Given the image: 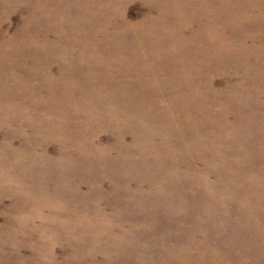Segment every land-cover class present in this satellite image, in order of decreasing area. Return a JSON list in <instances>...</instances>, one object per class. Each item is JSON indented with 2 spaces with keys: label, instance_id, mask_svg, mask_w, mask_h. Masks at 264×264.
<instances>
[{
  "label": "bare ground",
  "instance_id": "1",
  "mask_svg": "<svg viewBox=\"0 0 264 264\" xmlns=\"http://www.w3.org/2000/svg\"><path fill=\"white\" fill-rule=\"evenodd\" d=\"M17 10L23 16L8 37L15 42L0 43V124L12 119L0 127V206L11 199L5 214L20 201L32 211L49 206L51 166L128 157L131 182L203 186L207 199L238 209L223 205L220 216L245 239L224 234L221 250L217 240L199 244L162 227L136 246L131 223L105 221L112 207L104 198L105 209L96 206L91 217L71 207L54 218L64 233L53 223L35 231L34 217L9 215L0 242L14 238L13 224L28 231L29 255L44 258L35 264H58L51 248L59 234L72 246L67 260H83L89 249L101 264L121 254L136 264H264V0H0V26ZM27 134L41 160L13 156L12 138ZM113 191L126 201L136 190ZM174 203L163 205L175 212Z\"/></svg>",
  "mask_w": 264,
  "mask_h": 264
},
{
  "label": "rangeland",
  "instance_id": "2",
  "mask_svg": "<svg viewBox=\"0 0 264 264\" xmlns=\"http://www.w3.org/2000/svg\"><path fill=\"white\" fill-rule=\"evenodd\" d=\"M129 11V10H128ZM130 16V12H127ZM7 14L5 18L6 24H2L0 26V43L3 42H15L13 37H10L14 32L15 28H18L19 19L23 16V11H15L13 13ZM10 15V16H9ZM9 25L7 30L5 28ZM34 26V25H32ZM30 28V27H29ZM7 32V33H6ZM37 39V38H36ZM36 41V40H34ZM247 44L250 42L246 41ZM12 54H10L11 56ZM13 56V55H12ZM1 58V57H0ZM2 62L0 61V64ZM16 73L19 71L11 70ZM244 86V85H243ZM251 90V87H250ZM15 92V91H14ZM13 92V93H14ZM2 91L0 90V95ZM19 103V102H15ZM8 121H3L1 126H6L12 119L8 116ZM1 120V119H0ZM107 133H101L97 135V138L106 137ZM3 137L0 136V139ZM30 134H27L23 137H13L12 140L14 144L11 143L13 147H16V150L13 151V156L19 155L22 160H41L36 159L34 156L39 154H44L43 150H35L40 149L38 145H36L32 139H30ZM125 139H129L130 135L124 137ZM19 139H22L18 145ZM45 153L50 156L53 160L55 159L54 153L52 149L45 150ZM12 158V160L14 159ZM57 159H61V157L57 156ZM102 160L96 161L95 164H91L86 161V163H71L67 164V166H59V167H49V171L51 176H48L50 182L47 187L48 192L52 195L50 196V200H46L49 202V206L46 204H37L38 209L29 210L27 205L21 202V206L15 209L13 212H9L5 214V211L10 207L11 199L10 197L5 198L0 206V225L3 224V219L7 216L11 217H20V218H32L34 217L33 227L35 231H40L41 229H47L48 224L53 223V219H60L62 214L65 212L69 213L71 207H86L88 210H80V214H83L86 217H91L95 213L94 208L97 206L100 208V202L106 198V203L112 207V210L108 211V218L105 221L110 222V225L118 224L119 226L128 225V222L133 225V233L136 234L134 239L131 241L135 243L136 246L139 245V240L143 237H147L144 235L151 234L153 230H160L162 227H166L167 229H171L173 227L174 230H171L173 237L179 239H185L193 237L199 244L204 241L212 242L219 241V247L222 250L225 246L224 234H232L233 237L236 238H244V233L240 231L237 233L234 229L228 226L227 218L222 219L220 216V211L225 205V208H231L235 213L238 212V209H234L228 205V203L224 202L221 199L209 200L204 197L200 190H203L207 194V190L205 187H194L197 191L192 190L187 184L181 183H170L171 181H158L159 183H151L149 181H137L129 180V167L128 157L124 159H119L118 162H108L105 156L100 157ZM11 160V161H12ZM109 160H112L111 158ZM77 162V161H75ZM82 162V161H81ZM91 164V165H89ZM214 163L209 166L213 168ZM77 165V166H76ZM222 165V164H220ZM92 167V168H89ZM82 171L92 172L91 177L80 178V174ZM80 172V173H79ZM111 176H115L117 183L110 182ZM131 178V177H130ZM132 179V178H131ZM134 188L133 195H131L132 200H126L128 197L127 194L123 195L121 191H113L117 189H131ZM42 188V187H41ZM156 189H165L166 192L157 193ZM46 190V189H45ZM110 190L117 194L110 193ZM157 194L163 195L158 199H163L161 202L154 198V192ZM120 192V193H118ZM165 194V195H164ZM46 195V194H45ZM166 196V197H165ZM153 198L155 200H153ZM169 198L176 203L171 205L170 207L176 209L177 211H169L166 209L164 201ZM218 202V203H217ZM46 203V202H45ZM66 203V204H64ZM105 202H103L104 204ZM33 204L30 202V205ZM108 207V206H107ZM66 208V209H65ZM75 209V208H74ZM73 209V211H75ZM105 207L101 210H104ZM36 210V211H35ZM78 210V209H76ZM211 213V216H207L204 218L205 213ZM107 215V213H106ZM228 215V218L232 221H235V218ZM61 216V217H60ZM122 220L119 224L118 218ZM65 218V217H64ZM128 221V222H127ZM150 221L152 227L145 228V222ZM48 223V224H46ZM53 226L58 231L57 233H64L66 230L61 229V227H57L56 223H53ZM195 227V228H194ZM73 228V227H72ZM108 228V227H107ZM11 229L14 233V238H6V241L0 242V264H35L36 260H44V258H38L30 254V249L27 246V242L24 241L26 237L29 236L28 231L23 226H14L11 225ZM166 229V230H167ZM161 231V230H160ZM194 232V234H193ZM18 234H20L18 236ZM54 236L56 233L53 232ZM157 233H153V236H156ZM213 237L208 240H205L206 237ZM59 238L56 240L57 242L51 248L53 252L54 258L59 261L58 264H85V261L92 260L91 264H101L102 259L100 256L90 255L89 249H86L87 256L82 260V258H70L69 260L65 259L66 252H68L72 246H67L61 239V235L59 234ZM214 241L211 244H214ZM24 244L16 248L17 244ZM87 244L90 242H86ZM97 244L95 242H92ZM127 243V242H126ZM132 247V246H131ZM132 249H135L132 247ZM138 251V250H137ZM36 253V251H33ZM91 256H93L91 258ZM120 257V258H119ZM118 258L121 260H113V264H136L134 258L130 255L121 254ZM90 259V260H89ZM155 264V263H154Z\"/></svg>",
  "mask_w": 264,
  "mask_h": 264
}]
</instances>
